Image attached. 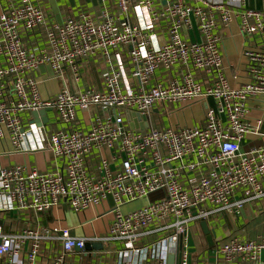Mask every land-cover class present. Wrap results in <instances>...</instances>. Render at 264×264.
<instances>
[{
    "label": "built area",
    "instance_id": "1",
    "mask_svg": "<svg viewBox=\"0 0 264 264\" xmlns=\"http://www.w3.org/2000/svg\"><path fill=\"white\" fill-rule=\"evenodd\" d=\"M247 1L116 0L122 25L108 15L52 23L30 0L0 12V142L7 146L0 152V264H70L67 256L90 242L109 246L113 264H168V256L189 264V230L202 222L213 234L201 264L210 256L214 264H264V220L249 238L214 232L221 220L236 222L245 206L264 213V0ZM236 18L238 34L258 43L240 52L247 81L232 86L220 43ZM161 20L165 40L155 32ZM95 60L100 90L84 73ZM177 68L185 71L180 80L171 77ZM161 76H169L166 83ZM194 107L202 109L200 122L173 123ZM43 110L52 113L47 123H30V113ZM39 151L62 161V171L1 163L4 155ZM62 206L75 215L95 210L91 224L110 215L105 233L78 238L42 224L5 229L11 215L30 221L31 213Z\"/></svg>",
    "mask_w": 264,
    "mask_h": 264
},
{
    "label": "crops",
    "instance_id": "2",
    "mask_svg": "<svg viewBox=\"0 0 264 264\" xmlns=\"http://www.w3.org/2000/svg\"><path fill=\"white\" fill-rule=\"evenodd\" d=\"M19 0H0V12L7 9L10 4H15ZM34 5L41 7L48 15V19L52 23L61 24L67 18H75L79 19L83 16L90 18L94 23L98 22L102 15H108L115 19V23L117 25H122L125 21V16L120 14L117 9L116 0H30ZM259 4V0H248V6H256ZM133 12V11H132ZM130 21L131 23H136V19L134 18V14H130ZM238 18L233 20L230 24L229 30H222V41L220 43L221 48V55L223 59V67L227 78L232 86H239L240 84L247 81V76L244 72V67L246 60L244 57L240 56V52L249 47H254L256 43H258L257 39H252L247 36H241L238 34L237 28ZM166 21L161 20L155 28V32L157 36L162 37L163 40L166 39ZM198 36L195 32H191V39L195 40ZM33 38H29L32 40ZM255 43V44H254ZM129 51L128 47H125L121 54L126 62L127 60V53ZM102 69V64L100 62L91 61L84 69L85 78L88 84L97 90L102 89V84L100 81V70ZM185 73L184 70L174 69L172 71L171 77H174L177 80L181 79V76ZM197 81H205V85L208 84L206 82V78L204 75L193 73ZM156 76H160L158 72ZM167 78L169 76H161L158 80L161 82L166 83ZM50 83L48 84V91L54 93L57 91V86L52 84V88L49 87ZM41 96L45 98L46 92L44 88H41ZM212 100V99H209ZM258 100H264V97H260ZM156 111H153L152 118L150 122L152 123L153 120L158 118L156 116ZM47 116L49 118L52 117V113L47 112ZM202 120V109L199 107H194L191 110H186L182 114H178L175 117H172L173 123L180 122L181 124L193 125L198 123ZM29 119L25 118V123H28ZM163 124L167 125V120L163 117ZM7 146L0 142V152L6 149ZM8 149L11 150L10 145ZM1 163L3 165H26L29 169H36L39 172L49 173L62 171V161L53 158L48 153L39 151L33 153H26L25 155L21 154H11V155H4L2 158ZM155 196H150L149 198H145L142 200H138L132 204H128L122 207L123 212H128L136 208H140L146 205L149 200H152ZM257 206L255 204H251L245 206L241 216L237 218L236 222L228 223L226 220H221L219 223L215 224V234L218 237H224L228 233H233L239 236H246V237H253L255 233L260 230V226L262 221L264 220V213L260 215H256ZM95 210H87L84 213L79 215L73 214L67 206H62L59 209H54L52 211H48L47 213L42 214H30V221H26L17 217V215H11L9 217V226L7 224L6 230L12 231H20L27 226H33L34 224H42L44 226H59L61 228H67L71 231V235L78 238H91L93 236H102L106 228L108 226L110 215L104 217L103 220L93 221L91 224L92 218L95 216ZM246 218V222H245ZM255 222L256 225L249 229V225L251 222ZM11 222V225H10ZM206 229L208 230L209 234L212 233L211 227L213 225L211 223H205ZM200 223L198 226H193L192 228L195 229L198 237H202L200 241L201 249L192 255L189 252V264H201L203 261L204 256L210 255L207 252L209 248L206 242V235L204 234V230ZM50 244L45 245V250H49ZM109 246L104 244H92L91 242L88 243L84 249V251H73L67 256V260L70 264H113L115 256L114 253H107ZM49 251H47L48 253ZM49 254V253H48ZM192 258V262H191ZM209 264H214L212 257L209 258Z\"/></svg>",
    "mask_w": 264,
    "mask_h": 264
},
{
    "label": "water",
    "instance_id": "3",
    "mask_svg": "<svg viewBox=\"0 0 264 264\" xmlns=\"http://www.w3.org/2000/svg\"><path fill=\"white\" fill-rule=\"evenodd\" d=\"M47 112L48 110H43V111H39V112H31L30 113V117H31V120H30V123H35L37 126L40 125V120H39V117L41 118V121L43 124H46L47 123ZM127 122L129 121L128 117H127ZM129 128L131 130L133 129H137V127L133 124H129ZM140 129H143L144 128V125L140 126L139 127ZM203 230H204V234L206 235V242H207V245L208 247H211L212 246V241H211V234H213V232L211 234H209L208 230L206 229V226L204 223L201 224ZM167 263L168 264H173V257L171 256H168L167 257Z\"/></svg>",
    "mask_w": 264,
    "mask_h": 264
},
{
    "label": "rangeland",
    "instance_id": "4",
    "mask_svg": "<svg viewBox=\"0 0 264 264\" xmlns=\"http://www.w3.org/2000/svg\"><path fill=\"white\" fill-rule=\"evenodd\" d=\"M54 84V86H56V83H52ZM50 83V86L52 88V85ZM49 85V84H48ZM138 209V208H136ZM135 210V209H133ZM256 225L255 222H251V224L249 225V229H252L254 226ZM189 239H188V244H189V252L192 254V255H195L196 252H198L200 249H201V244H200V241L202 240V237H198V234L196 233L195 229L194 228H191L189 230V235H188ZM191 262H192V258H191Z\"/></svg>",
    "mask_w": 264,
    "mask_h": 264
}]
</instances>
